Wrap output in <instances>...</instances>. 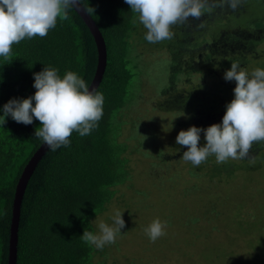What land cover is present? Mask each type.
I'll return each instance as SVG.
<instances>
[{
    "label": "trees",
    "instance_id": "16d2710c",
    "mask_svg": "<svg viewBox=\"0 0 264 264\" xmlns=\"http://www.w3.org/2000/svg\"><path fill=\"white\" fill-rule=\"evenodd\" d=\"M78 1L98 27L106 45V66L95 89L105 98L103 117L90 135L81 137L73 132L68 147L61 146L55 151L48 147L36 162L21 201L16 264H91L94 245L85 243L80 236L84 230L94 231L91 218L104 209L115 187L129 177L123 155L126 145L117 140L120 123L116 116L133 103L140 89L134 86L133 71L137 65L134 57L139 54L134 53L130 42L137 16L125 0ZM216 12L228 19L234 16L230 12ZM68 15L70 19H58L46 37L22 40L12 46L9 59L0 57V115L10 99H24L35 93L33 73L44 67L56 68L61 78L66 71H73L90 85L97 64L96 44L73 7L68 9ZM209 36L210 41L202 37L201 41L190 43L194 46L204 42L205 59L196 71L203 73V78L188 94L179 91L176 103L182 99L183 102L173 107L190 113L191 124L196 127L214 124L216 120L211 118H216L217 112L222 118L225 105L234 98L233 81L223 78L231 63L238 62L249 72V66L264 57V49L258 48L264 41V19L252 16L243 21L242 28L211 27ZM168 48L172 74L181 67L186 75L194 73L192 63L185 66L179 51ZM186 50L185 54L190 55ZM174 86L171 80L169 90ZM5 120L0 125V264H7L8 260L16 183L25 164L43 143L34 135L41 126L35 118L30 125L17 123L11 116ZM261 153L264 142H256L248 157L239 160L246 165L244 162Z\"/></svg>",
    "mask_w": 264,
    "mask_h": 264
},
{
    "label": "rangeland",
    "instance_id": "374dc122",
    "mask_svg": "<svg viewBox=\"0 0 264 264\" xmlns=\"http://www.w3.org/2000/svg\"><path fill=\"white\" fill-rule=\"evenodd\" d=\"M216 11L234 16L228 19ZM252 16L264 19V0H242L235 11L224 0H208L199 20L174 25L173 38L156 44L144 39L146 29L137 18L130 42L139 54L133 71L134 86L140 89L116 116L129 177L91 218L93 233H98V224H112L115 210H121L125 227L114 244L102 250L94 246L91 264H264V153L246 165L239 159L218 163L214 155L199 167L185 162L181 156L187 148L175 138L192 126L191 114L173 108L183 102L176 103L178 92L188 94L203 78L196 71L205 59L204 42L190 43L202 37L210 41L211 27L242 28ZM169 46L183 56L182 64L192 63L194 73L186 75L184 67L171 73ZM258 48L264 49V41ZM258 61L249 66L250 73L264 68V57ZM171 80L173 90L168 88ZM216 115L211 120L219 124L222 118ZM200 136L203 146L204 133ZM156 218L166 222V235L153 243L144 229Z\"/></svg>",
    "mask_w": 264,
    "mask_h": 264
},
{
    "label": "clouds",
    "instance_id": "9594fccd",
    "mask_svg": "<svg viewBox=\"0 0 264 264\" xmlns=\"http://www.w3.org/2000/svg\"><path fill=\"white\" fill-rule=\"evenodd\" d=\"M77 2L0 0V57L9 59L12 46L22 40L46 37L56 27L58 19H70L68 9ZM224 2L235 11L242 0ZM125 3L146 29L144 39L150 44L171 40L174 25L187 23L190 18L199 20L208 7V0H125ZM33 76L35 93L24 99H10L4 104L0 125L8 116L25 125L32 124L35 118L41 124L35 130V137L42 139L52 151L61 146L68 147L73 132L84 137L98 127L103 117L105 98L102 92L95 88L89 90V85L73 71H66L61 78L56 68L48 66ZM223 78L235 81V87L234 98L225 105L222 122L207 128L190 126L179 131L175 138L178 145L187 148L181 158L196 167L212 155L218 163L245 159L254 143L264 142V68L256 67L249 73L238 62H232ZM201 132L206 141L203 146H200ZM122 213L115 210L112 224L101 221L98 233L84 230L80 238L98 250L114 244L125 227ZM165 227L166 222L156 218L144 232L154 243L166 235Z\"/></svg>",
    "mask_w": 264,
    "mask_h": 264
},
{
    "label": "water",
    "instance_id": "95a60500",
    "mask_svg": "<svg viewBox=\"0 0 264 264\" xmlns=\"http://www.w3.org/2000/svg\"><path fill=\"white\" fill-rule=\"evenodd\" d=\"M73 8L80 15L86 26L89 28L96 44L97 64H96L94 76L89 85V90H92V88L96 89L102 79V75L106 66L105 41L101 32L98 30V27H96L94 21L92 20L90 15L85 11V9L83 8V6L80 4L79 1ZM47 148L48 147L44 144V142L41 143V145L37 148V150L33 153V155L30 157L28 162L25 164L21 172V175L19 176L18 181L16 183L14 197L12 201V209H11L7 264H16L17 231H18V224L20 219L21 201L28 180L36 165V162L44 154Z\"/></svg>",
    "mask_w": 264,
    "mask_h": 264
}]
</instances>
